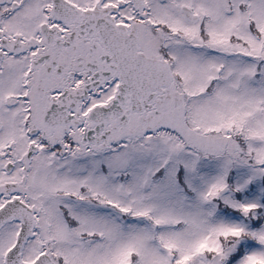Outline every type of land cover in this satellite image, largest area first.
Instances as JSON below:
<instances>
[{
	"label": "snow or ice",
	"instance_id": "1",
	"mask_svg": "<svg viewBox=\"0 0 264 264\" xmlns=\"http://www.w3.org/2000/svg\"><path fill=\"white\" fill-rule=\"evenodd\" d=\"M0 264H264V0H0Z\"/></svg>",
	"mask_w": 264,
	"mask_h": 264
}]
</instances>
